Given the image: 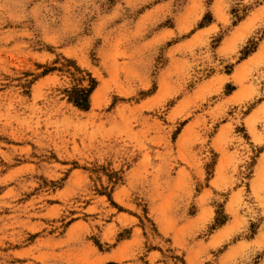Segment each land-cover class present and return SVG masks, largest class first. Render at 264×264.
I'll use <instances>...</instances> for the list:
<instances>
[{
    "label": "rangeland",
    "instance_id": "1",
    "mask_svg": "<svg viewBox=\"0 0 264 264\" xmlns=\"http://www.w3.org/2000/svg\"><path fill=\"white\" fill-rule=\"evenodd\" d=\"M114 209L112 264H264V0H0V264Z\"/></svg>",
    "mask_w": 264,
    "mask_h": 264
},
{
    "label": "crops",
    "instance_id": "2",
    "mask_svg": "<svg viewBox=\"0 0 264 264\" xmlns=\"http://www.w3.org/2000/svg\"><path fill=\"white\" fill-rule=\"evenodd\" d=\"M102 205H108V204H90L86 211L91 209L99 210ZM122 205V204H119ZM104 209V206H103ZM115 210V215L113 217V220L110 222H106L105 226L101 227L100 235L98 237L99 243L101 245L111 246L112 244L116 243V235L117 230L121 229H131L129 238L125 241H121L119 243H116L115 246L111 247L109 251L100 252L95 250L94 243L88 241L87 235L88 231L91 232V226L83 221V220H76L70 225V231L75 229L76 230H82L83 233L80 234L77 238V240L81 241L84 244V249L87 248L91 252H95V259L92 260L93 264H112V263H119L120 262V255L123 253L124 249L129 245L134 239H136L139 235V229L135 226L136 222L132 219V216H130L128 213H125L124 211H119L117 209ZM69 235V234H67ZM77 235V234H76ZM77 237V236H76ZM115 242V243H114ZM151 256H154V258L157 257V253L155 251H152L150 253ZM156 264V263H155Z\"/></svg>",
    "mask_w": 264,
    "mask_h": 264
},
{
    "label": "trees",
    "instance_id": "3",
    "mask_svg": "<svg viewBox=\"0 0 264 264\" xmlns=\"http://www.w3.org/2000/svg\"><path fill=\"white\" fill-rule=\"evenodd\" d=\"M96 84V83H95ZM95 84L92 86V88L89 90V93H87L86 98L84 99L85 104H79V102H76V104L84 109H88V94H90L93 89L95 88Z\"/></svg>",
    "mask_w": 264,
    "mask_h": 264
}]
</instances>
